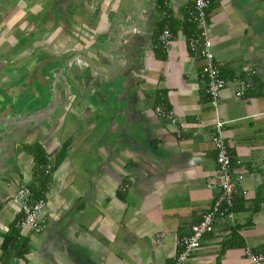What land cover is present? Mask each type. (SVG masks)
Returning a JSON list of instances; mask_svg holds the SVG:
<instances>
[{
  "label": "crops",
  "instance_id": "obj_1",
  "mask_svg": "<svg viewBox=\"0 0 264 264\" xmlns=\"http://www.w3.org/2000/svg\"><path fill=\"white\" fill-rule=\"evenodd\" d=\"M193 1L0 0V264H172L217 195ZM208 18L223 135L248 194L187 264H251L246 250L264 249V0H212ZM119 73L127 93L110 91ZM240 79L253 85L243 97ZM22 186L47 202L41 233L20 227Z\"/></svg>",
  "mask_w": 264,
  "mask_h": 264
},
{
  "label": "built area",
  "instance_id": "obj_2",
  "mask_svg": "<svg viewBox=\"0 0 264 264\" xmlns=\"http://www.w3.org/2000/svg\"><path fill=\"white\" fill-rule=\"evenodd\" d=\"M212 0H194L192 7L188 11L187 21L195 26L196 31L188 38L190 50L195 52L204 60V71L207 76V93L210 104L216 114L214 124L213 144L217 151L218 174L207 182V187L217 192L213 204L202 214L201 220L190 226L188 232L177 240L178 252L173 258L172 264H187L190 258L202 246L203 239L212 233L219 220L232 218V211L235 201L242 196H246L248 191L242 186L244 174H235L233 172L234 157L226 144L223 135L224 127L228 123L220 118V104L222 100V91L227 81L221 73V67L216 60L213 50V41L210 36L211 24L208 18V10ZM3 36L0 31V38ZM174 35L169 25H166L160 35V43L166 45L172 40ZM239 88L236 91L237 97L245 96L251 90L252 84L246 80L238 81ZM162 116H170L162 109H157ZM172 119V118H171ZM173 123L175 121L173 120ZM45 166L46 173L51 174L54 164L52 159L48 158ZM16 201L21 206L23 217L20 220V227L29 229L35 233L43 232L47 227L45 210L47 202L45 198L35 199L33 191L28 186H22L16 194ZM159 239L164 240V235ZM246 255L251 264H264V249L260 252H253L250 248L246 250Z\"/></svg>",
  "mask_w": 264,
  "mask_h": 264
},
{
  "label": "water",
  "instance_id": "obj_3",
  "mask_svg": "<svg viewBox=\"0 0 264 264\" xmlns=\"http://www.w3.org/2000/svg\"><path fill=\"white\" fill-rule=\"evenodd\" d=\"M127 76L125 75V74H121V73H119L118 74V76H115L113 79H112V81H110V82H112L113 83V87H111L110 88V91L111 92H114V91H116V90H119L120 88H121V86H120V82L121 83H123L122 84V87H124L125 89H124V93H127L128 92V87L126 86V82H127V80H129V77H127ZM122 78H125V82H123L121 79ZM118 79H119V81H118ZM110 82L108 83V84H110ZM129 106L128 105H126V111L128 112V114H129V117H130V109L128 108ZM112 108V107H111ZM113 110H115L114 108H112ZM116 111V118H117V120L119 119V110H115ZM100 115V114H99ZM36 121V120H35ZM132 123V120H130L129 122H128V125L129 124H131ZM48 123H47V121H45V122H43V123H41L40 125L41 126H43V125H47ZM52 127V126H51ZM129 129V126H126L125 128H123V132H125V133H127V131H128V129Z\"/></svg>",
  "mask_w": 264,
  "mask_h": 264
},
{
  "label": "trees",
  "instance_id": "obj_4",
  "mask_svg": "<svg viewBox=\"0 0 264 264\" xmlns=\"http://www.w3.org/2000/svg\"><path fill=\"white\" fill-rule=\"evenodd\" d=\"M40 163H41V165L45 166L47 164V161H46V159H41ZM235 206L236 205L234 204L233 209H235Z\"/></svg>",
  "mask_w": 264,
  "mask_h": 264
}]
</instances>
